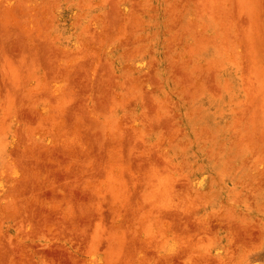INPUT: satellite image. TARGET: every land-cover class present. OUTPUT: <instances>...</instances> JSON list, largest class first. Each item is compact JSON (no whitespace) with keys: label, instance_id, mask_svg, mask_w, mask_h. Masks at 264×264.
<instances>
[{"label":"rangeland","instance_id":"374dc122","mask_svg":"<svg viewBox=\"0 0 264 264\" xmlns=\"http://www.w3.org/2000/svg\"><path fill=\"white\" fill-rule=\"evenodd\" d=\"M0 264H264V0H0Z\"/></svg>","mask_w":264,"mask_h":264}]
</instances>
